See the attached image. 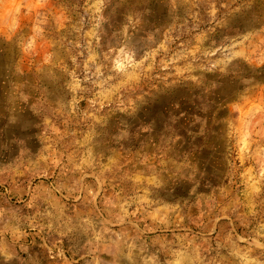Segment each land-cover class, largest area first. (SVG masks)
<instances>
[{
	"label": "rangeland",
	"instance_id": "rangeland-1",
	"mask_svg": "<svg viewBox=\"0 0 264 264\" xmlns=\"http://www.w3.org/2000/svg\"><path fill=\"white\" fill-rule=\"evenodd\" d=\"M0 264H264V0H0Z\"/></svg>",
	"mask_w": 264,
	"mask_h": 264
}]
</instances>
